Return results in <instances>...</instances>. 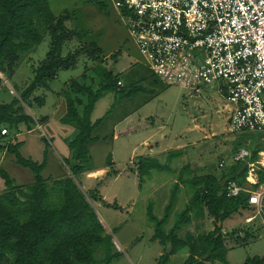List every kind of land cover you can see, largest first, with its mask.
Listing matches in <instances>:
<instances>
[{"label":"trees","instance_id":"obj_1","mask_svg":"<svg viewBox=\"0 0 264 264\" xmlns=\"http://www.w3.org/2000/svg\"><path fill=\"white\" fill-rule=\"evenodd\" d=\"M90 2L101 10L106 11L108 7L105 0ZM71 18L72 14L67 11L55 16L48 0H0V92L6 87L4 78L8 80L12 76L20 55L34 49L46 34L50 39L45 58L32 69V80L21 91L13 89L10 102L0 104V130L6 128L9 132H17L20 125L31 129L37 121L27 112L26 106L30 107L28 100L37 89H48L55 75L72 68L80 56L93 62L102 61L104 55L102 58L96 55L101 54L100 48L88 50L78 47L73 51L68 50L64 56L61 54L64 46L79 43L85 38L83 30L68 26ZM111 59L114 60V56ZM102 79L96 90L73 81L63 91L66 112L60 121L73 125L76 135L69 143L71 156L70 161L64 160L67 170L62 178L43 177L45 155L41 162L26 159L19 153L20 142L5 140L7 152L14 155L18 165L30 170L33 182L30 185L17 184L0 169V178L5 186L0 193V264H109L114 245L113 234L106 231L95 211L94 203L100 201L99 197L94 190L82 188L78 177L86 171V164L90 160L89 143L98 140L93 137V131L103 121V118H99L91 122L95 103L108 91H116L120 98H130L140 89L131 88L127 93L123 89L117 90V79L108 71H104ZM75 93L86 95L81 114L76 109L81 104L80 100L72 97ZM175 155L176 152L169 151L163 163L153 157H139L136 164L139 182L142 183L151 171L167 169V163ZM246 158L241 164L222 170L219 178L203 174L185 181L190 191L189 199L181 210L175 212L169 229L165 225L174 211L179 186H173L161 218H156L152 214V207L149 208L147 216L154 225L150 240L162 246V254L156 264H168L170 256L193 242L182 264H229L226 236L242 241L245 238L241 234L245 232L233 230L223 234V222L233 214L249 209L250 205L245 192L231 197L227 195L225 186L228 181L239 185L244 182L246 167L242 168ZM255 158L257 151L252 152V159ZM105 165L112 166L111 155L107 156ZM109 174L116 175V172L110 170ZM263 182L264 174L259 172L258 183ZM205 213L215 220L212 231L203 233L197 239L178 237L177 232L181 227L190 224L193 217H202ZM217 222H220V226ZM99 249L103 250L104 259L95 258ZM241 264H264V258L253 255Z\"/></svg>","mask_w":264,"mask_h":264},{"label":"rangeland","instance_id":"obj_2","mask_svg":"<svg viewBox=\"0 0 264 264\" xmlns=\"http://www.w3.org/2000/svg\"><path fill=\"white\" fill-rule=\"evenodd\" d=\"M48 3L55 16L65 11L70 12L72 18L68 26L85 32V38L82 41L70 43L63 47L61 52L63 56L67 54L68 50L73 51L78 47L88 48V50L100 48L101 54H96L99 58L111 52V56L118 59V66L114 70L110 68V62L105 64L102 61L103 65L95 66V75L109 69L123 84L125 87L123 91L126 93L131 88L140 89L131 98H120L116 91L104 93L95 104L91 116L92 121L103 118L102 123L95 130V135L100 138L105 137L103 140L105 145L93 147L91 161L86 166L105 167L107 156L111 155V162L117 176L114 178L113 174L105 175L91 184H86L80 176L78 180L85 190H94L101 201L95 202L94 208L106 231L113 234L114 245L110 251L109 264H154L152 258L158 252L159 244L157 241L150 240L154 225L149 221L147 212L152 207V214L156 218L163 216L165 205L163 204V196H168L169 191L174 190L171 181L172 175L168 171L154 170L151 171V176L144 177L143 182L140 183L137 175L131 172L129 168L137 164L135 163L138 159L136 154L140 151L137 148L136 154H130L133 147L138 146V143L148 136L152 137L150 141L154 140V136L155 141H159L160 137L164 136L163 143L168 148L182 144L187 147L185 155L188 159L191 157V164L196 167V171L204 172L210 168L209 170H215L221 174L223 171L218 170L217 161L220 158L225 161L224 157L234 155L238 148L253 149L254 145L257 144L258 134L229 131L226 121L227 112L225 110L218 111L222 100L219 94L215 92V87L211 86L202 95H196L179 86H167L160 82L139 61L137 50L131 44L125 28L109 6H106L105 11L99 9L90 0H48ZM49 42V35L46 34L34 49L20 55L19 61L14 67L13 75L8 80L4 78L6 87L0 93V102L1 100H10V94H13L11 88L19 91L29 83L33 77L31 66H37L45 58L49 49ZM110 61L114 62L115 60L110 59ZM83 65L84 59L80 58L74 69L61 71L58 80L53 82L51 88L56 91L62 87L59 85L67 79L78 77ZM119 86L120 83L117 82L116 88ZM213 88L215 90H211ZM8 90L10 94H8ZM42 91L44 90H39L36 95ZM47 96L49 99L44 107L33 106L30 108L31 115H49L51 111L49 100L52 98L55 100V97L50 94ZM126 115H129V119L121 125L124 127L128 125L134 129L119 134L115 139L118 140L113 141V135L119 133L118 130L113 129L114 124ZM194 124L199 127L198 131L190 130ZM205 130L206 132L212 130L206 138L204 137ZM52 139L49 136L46 137L49 146L58 149L55 140ZM249 141L251 142L248 143ZM185 155L174 158L169 164L170 167L174 168L184 162ZM158 158L165 162V154L158 156ZM65 161H70V157L65 158ZM94 174L92 173V175ZM15 175L18 179V175ZM159 176L163 177V182L158 181L157 177ZM101 185L103 187L102 192L110 203L102 201L100 192L97 190ZM181 199L176 204L175 211L181 210L182 202L185 201V199ZM108 205L109 207H107ZM249 211L254 212V210ZM247 214L248 212L245 211L233 214L224 222V225L228 226L236 220L242 221ZM258 218L254 219L249 227L252 228V232L264 233V227L262 223H259ZM171 221H173V216ZM171 221H167L165 225L167 229L172 226L171 223L173 224V222ZM205 224L206 219L195 220L191 225V230L196 229L198 233L205 231ZM214 224L215 221L213 220L210 226L213 228ZM245 228L244 225H239L237 229H230L226 232L240 230L244 233ZM241 235L243 236V234ZM232 242L241 243V241L236 240V237H233ZM263 243L264 237L252 245L229 249L227 252L228 263L240 264L246 257L260 253L263 250ZM230 245L232 244L230 243ZM186 252L187 248H184L174 254L170 264H181ZM95 258L97 260L105 258L102 249L97 251Z\"/></svg>","mask_w":264,"mask_h":264},{"label":"built area","instance_id":"obj_3","mask_svg":"<svg viewBox=\"0 0 264 264\" xmlns=\"http://www.w3.org/2000/svg\"><path fill=\"white\" fill-rule=\"evenodd\" d=\"M105 2L142 63L160 82L196 95L213 86L223 97L229 131L264 134V0ZM7 135L2 128L0 148ZM249 155L243 149L231 164H241ZM245 165L244 182L228 181L225 189L231 197L245 192L254 208L245 221L259 216L264 227V182L258 183L264 162L251 160ZM223 167L220 162L219 168Z\"/></svg>","mask_w":264,"mask_h":264},{"label":"crops","instance_id":"obj_4","mask_svg":"<svg viewBox=\"0 0 264 264\" xmlns=\"http://www.w3.org/2000/svg\"><path fill=\"white\" fill-rule=\"evenodd\" d=\"M131 44H132V42H131ZM138 56H139V54H138ZM109 57L111 59V52L105 54L104 57L102 58V61H104L105 64L110 62L111 63L110 68H113L115 70L116 66H118V63H117L118 59L115 58L114 59L115 61L111 62ZM80 58L84 59V65H83V69H82L81 73H79L78 77L67 79L66 81H64V83H61L59 85L60 87L62 86L61 88H58V90L54 91L51 88L53 82L54 81L56 82L58 80L59 74H60L61 71H67V70H61L55 75L54 79L49 83V88L48 89L39 88L30 96V98L28 100V103L30 104V107L26 106V110H27V112L30 115H31V113H30L29 110H30L31 107H33V106L34 107H38V108L44 107L45 103L49 99V97L47 96L48 94H50L53 97H55V100L53 98L49 100L51 102V111H50L49 115H46V116H42L41 114H39V116L31 115L37 121V124L41 126V129H39L37 127L36 123L29 130H27L24 125H20L19 126V130L17 132H11V131L9 132L8 131V135L5 137V140H7V141L9 140L12 143H15V142H20L21 143V145L19 147V153L24 158L28 157L26 159H31V160L36 161V162H41L43 160V158H44V155H45L46 156V167H45L44 171L42 172V175L44 176V174H45L44 177H46V178L47 177H51L53 179H60L66 174L67 168H66V166L64 164V160H65V158H69L71 156L69 143L73 140V138L76 135V130H75L73 125L64 124V123H62L60 121V119L64 116V114L66 112V106H65V100H64V97H63V91L66 88H68L73 81L77 82L80 86H87V87H91L92 90H96V89H98L99 84L103 80L102 78H103L104 71L110 72L112 74V76L117 79V82L120 83L119 88H116L117 90L121 91L122 89L123 90L125 89V87L119 81V79L117 77H115V75H114L112 70L105 69V70H103L102 72L99 73L100 75L99 74L95 75V66L96 65H98V66L99 65H103L102 61L101 62H93V61L89 60L88 58H86L84 56H80L77 59L76 64L70 69H74L76 67V65L78 64V60ZM139 61L142 63V61L140 59V56H139ZM112 63H114V64H112ZM90 64H91V66H89ZM33 67H34V65L31 66V70L33 69ZM32 74H33V71H32ZM32 78H31V80H32ZM24 88H21L19 91H21ZM11 89L13 90L15 88H11ZM207 89H209V88H207ZM207 89H205L204 91H206ZM39 90H44L45 92L42 91L39 95H36V93ZM211 90H215V89L213 88ZM215 92H217L219 94V96H220V98L222 100V104L220 105V108H219L218 111L219 112H222L224 110L226 111L223 97L220 95V93L218 92L217 89L215 90ZM8 94H10L9 90H8ZM10 95H11V98H12L13 94H10ZM72 97H73L74 100H80L81 104L79 106L77 105L76 109H77V112L79 114H81L82 109H83L84 105L86 104V95L85 94L75 93V94H73ZM11 98H10V100H11ZM10 100L9 101L1 100L0 104L8 103V102H10ZM92 113H93V111H92ZM91 116H92V114H91ZM128 119H129V115H126V116L122 117L121 120L117 121L114 124L113 129L118 130L117 132H119V133H115L113 135V137H112L113 141L116 139V137L119 134L126 133V132H129L132 129H134V128L128 127V125L126 127L121 125L124 122H127ZM226 121H227V115H226ZM91 122L93 123L95 121L91 120ZM227 123H228V121H227ZM95 130L93 131L92 135H93V137L98 138V140L95 141V142H91L88 145L89 159H90L89 162L91 161V150L93 149V147L95 145H105V143L103 141V140H105V137H101V138L97 137L95 135ZM190 130L198 131L199 127L197 126V124H194V127L191 128ZM210 132H212V130ZM210 132H206V130H205L204 137L205 138L208 137ZM48 136H49L50 139L53 138L52 140H55V144L58 146V149L55 148V147H54L55 148L54 149V148H51L49 146V143L46 141V137H48ZM209 137H211V136H209ZM151 138H152L151 136L143 138L138 143V146H134L133 147V149L131 150L130 154H133V153L136 154L137 153L136 150L138 148V149H140V151L136 154L138 158L142 157V156H149V157L156 158V159L159 160V162L163 163V161H161L158 158V156H161L162 154H165V159H166L167 153L169 151L176 152V155H175L174 158L182 157L183 155H185L187 153V151H186L187 147L186 146L184 147L183 144L182 145H176L175 147H172V148H168L167 146H165V144L163 143L164 136H161L159 141H155V136H154V140L152 139V141H150ZM5 140L3 142V146H2V149H1L2 158L0 160V169L5 171L10 176V178L15 180V182L17 184L30 185L33 182L32 173L27 168L21 167L20 165H18L16 163L14 155L9 154L7 152L8 144L5 143ZM117 140H115V141H117ZM250 142L251 141H249L248 143H250ZM97 147H99V146H97ZM243 149L247 150L249 152V154H250L249 157L246 158L247 161L260 159V160H262L264 162V158H263L264 157V134H258V136H257V144L254 145L253 149H247L246 147H241V148H238V151L234 155L238 154ZM253 151H257V158H255V159H252V152ZM234 155L232 154L229 157H224L225 161L222 160V158H220L217 161L218 170L219 169L224 170V169L230 168V166H232L231 158ZM174 158L172 160H174ZM185 158L186 159H185L184 162L180 163V165H176V167H174V168L170 167L169 164L171 162H169V163H167L168 164L167 169L159 170V171H168V173H171V175H172L171 181L173 183V186H175V185L179 186V192L177 193V199H176V203H175V206H174V211L172 212V214L170 215V217L168 219L170 221H171L172 216H173V220H174L175 212H176L175 211L176 204H178L180 202V200H182L181 198L185 199V201L182 202L183 203L182 204V208L188 202L190 191H189V189H187L188 185L185 184V181L187 182L191 178L195 177L196 175H203V174L204 175L205 174H212V175H216L218 178L220 177V175H219V173L217 171L209 170L210 168L207 169V170H204V172L196 171V167L191 164V157H190V159H188L186 157V155H185ZM111 161H112V159H111ZM220 162H224V167L223 168H219V163ZM135 163H137V160H136ZM89 166H86V171L80 175V177H82L84 179V182L86 184H91L93 181L98 180L99 177H103V176L107 175L110 170H114L115 171V169H113V163H112L111 167H107L106 165H105V167L104 166L103 167H100V166L97 167V166H94V165H92L91 167H89ZM129 168L133 170L131 172H133L134 174L137 175L136 165H134L133 167H129ZM184 169H186V170H184ZM26 171H28V172H26ZM92 173H95V174L92 175ZM117 173H119V172L117 171ZM15 174L18 175V179L16 178ZM181 174H183V175H181ZM116 176H117V174L114 175V178ZM149 176H151V173H150ZM157 179L160 182L164 181L163 177H160V176L157 177ZM4 188H5L4 181L0 178V193L4 190ZM82 188H84V187H82ZM97 190L100 192V195L102 197L101 198L102 201H104L106 203H110V202H108L106 200L105 195L102 192V190H103L102 185ZM171 190L169 191L168 196L167 195L163 196V201H164L163 204H165L164 208H165L166 204L168 203V200H169V197H170V194H171ZM98 204H101V203H98ZM115 209H117V208H115ZM249 210L253 211L254 208L252 206H250L249 209L242 210V211L248 212V214L244 216L242 221L236 220L235 222H233L232 224H230L228 226L224 225V222L227 219L223 222V229H222V233L223 234H228L229 232H226L227 230L237 229V227L239 225H244L246 227L244 235L241 236L242 238H245V239L242 240V241L240 240L241 243H235V242L233 243L232 242L233 238L232 237L229 238L230 236H226V241L225 242H226V245L228 247V250L229 249L238 248V247H241V246H246L248 244L252 245L256 241H259L260 239H262L264 237L263 236L264 233H258L257 234V232H252V230H251L252 228L249 227L252 224V222L254 221V219H256L259 216H256L251 222H246L245 221L246 218H248L250 216H253L254 212H250ZM163 213H164V210H163ZM259 218H258V220H259V223L261 224L262 220H261V218L260 219ZM203 219H206V224L204 225V226H206L205 231H201V232L198 233V232H196V229L195 230H193V229L191 230V225H192V223H194L195 220H203ZM213 220H214V218L209 216L207 213H205L202 217H193L191 222H190V224L181 227L180 230L177 232V235L181 239H186L188 237L197 239L203 233H207V232L212 231L214 229V227L212 228L210 226L211 225V221H213ZM171 222H173V221H171ZM171 225H172V223H171ZM262 225H263V223H262ZM214 226H215V224H214ZM246 233H247V235H246ZM230 243L232 245H230ZM193 244H194V242L192 244H190V246L191 245L193 246ZM126 246H127V244H126ZM190 246L185 247V248H187V252H186L185 257L182 260L181 264L183 263L185 258L189 255ZM158 247H159L158 252L152 258L154 264L157 263L156 262L157 258L162 254V246L158 245ZM262 249L263 250L260 251V253H256L254 255L260 256V255H262L264 253V243H263V248ZM172 256H170L168 264L171 263ZM226 257H227V255H226ZM248 257H251V256H248Z\"/></svg>","mask_w":264,"mask_h":264},{"label":"water","instance_id":"obj_5","mask_svg":"<svg viewBox=\"0 0 264 264\" xmlns=\"http://www.w3.org/2000/svg\"><path fill=\"white\" fill-rule=\"evenodd\" d=\"M245 167H246V165L244 164L242 169H244ZM100 222H101V221H100ZM101 223H102V222H101ZM218 226H220V222H218Z\"/></svg>","mask_w":264,"mask_h":264},{"label":"bare ground","instance_id":"obj_6","mask_svg":"<svg viewBox=\"0 0 264 264\" xmlns=\"http://www.w3.org/2000/svg\"><path fill=\"white\" fill-rule=\"evenodd\" d=\"M264 158V157H263Z\"/></svg>","mask_w":264,"mask_h":264}]
</instances>
